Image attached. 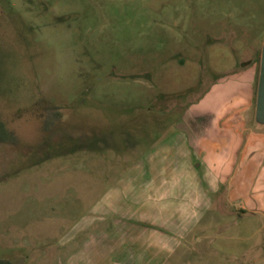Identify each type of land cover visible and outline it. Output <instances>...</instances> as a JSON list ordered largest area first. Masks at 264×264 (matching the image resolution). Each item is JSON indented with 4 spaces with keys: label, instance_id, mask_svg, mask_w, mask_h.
Here are the masks:
<instances>
[{
    "label": "rangeland",
    "instance_id": "obj_1",
    "mask_svg": "<svg viewBox=\"0 0 264 264\" xmlns=\"http://www.w3.org/2000/svg\"><path fill=\"white\" fill-rule=\"evenodd\" d=\"M263 45L264 0H0V258L58 264L100 231L90 209L135 206L139 159L177 144L189 107L253 64L257 141ZM209 198L175 210L205 219L175 264H264V141Z\"/></svg>",
    "mask_w": 264,
    "mask_h": 264
},
{
    "label": "crops",
    "instance_id": "obj_2",
    "mask_svg": "<svg viewBox=\"0 0 264 264\" xmlns=\"http://www.w3.org/2000/svg\"><path fill=\"white\" fill-rule=\"evenodd\" d=\"M255 69L253 64L222 79L190 106L180 126L181 140L167 141L139 159L149 170L136 167L135 206L90 209L87 226L100 223V231L78 241L58 264H175L184 259V241L201 236L196 228L205 219L176 218L175 210L208 206L209 197L220 195L238 173L246 147L264 141V133L253 141L244 124L253 101ZM116 195L122 197L121 192Z\"/></svg>",
    "mask_w": 264,
    "mask_h": 264
},
{
    "label": "water",
    "instance_id": "obj_3",
    "mask_svg": "<svg viewBox=\"0 0 264 264\" xmlns=\"http://www.w3.org/2000/svg\"><path fill=\"white\" fill-rule=\"evenodd\" d=\"M255 122L264 126V45L261 48L259 77L256 92Z\"/></svg>",
    "mask_w": 264,
    "mask_h": 264
},
{
    "label": "trees",
    "instance_id": "obj_4",
    "mask_svg": "<svg viewBox=\"0 0 264 264\" xmlns=\"http://www.w3.org/2000/svg\"><path fill=\"white\" fill-rule=\"evenodd\" d=\"M8 133L9 132L4 128V126L0 124V143L9 141ZM0 264H12V263L6 259L0 258Z\"/></svg>",
    "mask_w": 264,
    "mask_h": 264
}]
</instances>
